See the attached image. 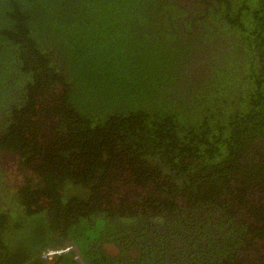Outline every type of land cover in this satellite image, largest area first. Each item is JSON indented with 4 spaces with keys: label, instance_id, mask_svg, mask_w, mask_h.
<instances>
[{
    "label": "trees",
    "instance_id": "obj_1",
    "mask_svg": "<svg viewBox=\"0 0 264 264\" xmlns=\"http://www.w3.org/2000/svg\"><path fill=\"white\" fill-rule=\"evenodd\" d=\"M0 150V264H264V0H0Z\"/></svg>",
    "mask_w": 264,
    "mask_h": 264
},
{
    "label": "flooded vegetation",
    "instance_id": "obj_2",
    "mask_svg": "<svg viewBox=\"0 0 264 264\" xmlns=\"http://www.w3.org/2000/svg\"><path fill=\"white\" fill-rule=\"evenodd\" d=\"M2 159H6V160H2ZM14 159V157L12 156V154L11 153H9V152H5V151H3V150H0V173H3V175H4V173H6L7 171H10L11 170V168H14L12 165H11V160H13ZM1 175L2 174H0V177H1ZM7 180V179H6ZM2 185L4 184V183H2V182H0ZM9 183H11V184H9V186L7 185L6 186V189H13L14 188V183H12V182H9ZM81 264H87L86 262H85V260H81Z\"/></svg>",
    "mask_w": 264,
    "mask_h": 264
},
{
    "label": "rangeland",
    "instance_id": "obj_3",
    "mask_svg": "<svg viewBox=\"0 0 264 264\" xmlns=\"http://www.w3.org/2000/svg\"><path fill=\"white\" fill-rule=\"evenodd\" d=\"M14 160H16L15 157L12 161H14ZM9 175H10V182H12V183L18 182L22 178L21 174L18 171H15V169H13V168L9 172ZM104 246H105V249L111 254H116L118 251L117 246L113 245L112 243H105Z\"/></svg>",
    "mask_w": 264,
    "mask_h": 264
},
{
    "label": "built area",
    "instance_id": "obj_4",
    "mask_svg": "<svg viewBox=\"0 0 264 264\" xmlns=\"http://www.w3.org/2000/svg\"><path fill=\"white\" fill-rule=\"evenodd\" d=\"M67 248H48L42 252V257L49 260L57 254H60L62 251H65Z\"/></svg>",
    "mask_w": 264,
    "mask_h": 264
}]
</instances>
